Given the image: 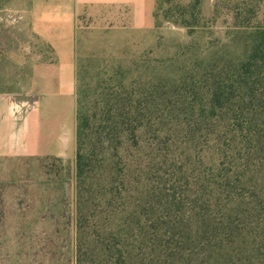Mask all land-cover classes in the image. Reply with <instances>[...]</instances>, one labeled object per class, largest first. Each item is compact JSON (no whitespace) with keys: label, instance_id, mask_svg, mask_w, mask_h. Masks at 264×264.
<instances>
[{"label":"rangeland","instance_id":"1","mask_svg":"<svg viewBox=\"0 0 264 264\" xmlns=\"http://www.w3.org/2000/svg\"><path fill=\"white\" fill-rule=\"evenodd\" d=\"M29 6L0 0V90H23L34 63L53 56L32 32ZM261 24L264 0H161L155 27L143 30L94 10L81 15V84L92 100L122 84L125 113L143 118L141 151L126 145L129 160L149 164L146 174H133L151 188L153 206L142 207V216H180L150 225L137 246L177 251L176 230L192 229L195 195L209 193L213 172L221 175L212 169L219 148L249 154L253 164L264 156V52L255 51ZM75 171L76 161L43 166L0 154V264H77Z\"/></svg>","mask_w":264,"mask_h":264},{"label":"trees","instance_id":"2","mask_svg":"<svg viewBox=\"0 0 264 264\" xmlns=\"http://www.w3.org/2000/svg\"><path fill=\"white\" fill-rule=\"evenodd\" d=\"M160 3L158 0V6ZM251 22L242 20L240 25ZM255 28L260 39L255 51L259 54L264 52V25ZM123 88L119 84L114 92H102L92 100L79 78L77 264H264V156L253 164L249 154L238 157L224 146L212 165L221 175L213 172L205 180L209 193L195 195L188 216L192 229L187 234L176 230L181 244L177 251L168 255L162 249L158 253L154 247L148 251L143 244L136 245L139 239L146 243L144 234L149 231L145 229L150 225L162 218L178 221L180 216L177 210H165L161 215L152 210L153 216H142V207L153 206L151 188L146 179L133 174L138 170L146 174L149 164L144 165L140 157L141 165L129 160L126 145L133 143L141 151L143 118L127 116L119 94ZM215 100L220 96L216 94ZM152 220L154 223H149ZM202 228L204 233H200Z\"/></svg>","mask_w":264,"mask_h":264},{"label":"crops","instance_id":"3","mask_svg":"<svg viewBox=\"0 0 264 264\" xmlns=\"http://www.w3.org/2000/svg\"><path fill=\"white\" fill-rule=\"evenodd\" d=\"M158 0H30L33 34L53 56L32 66L23 90H0V154L75 162L78 140V29L94 10L116 26L153 29Z\"/></svg>","mask_w":264,"mask_h":264}]
</instances>
